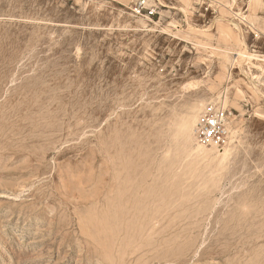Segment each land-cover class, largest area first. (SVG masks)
Instances as JSON below:
<instances>
[{
    "label": "rangeland",
    "instance_id": "374dc122",
    "mask_svg": "<svg viewBox=\"0 0 264 264\" xmlns=\"http://www.w3.org/2000/svg\"><path fill=\"white\" fill-rule=\"evenodd\" d=\"M135 2L0 0V264H264V0Z\"/></svg>",
    "mask_w": 264,
    "mask_h": 264
},
{
    "label": "built area",
    "instance_id": "2783aa9c",
    "mask_svg": "<svg viewBox=\"0 0 264 264\" xmlns=\"http://www.w3.org/2000/svg\"><path fill=\"white\" fill-rule=\"evenodd\" d=\"M137 0L133 4L132 11L147 15L150 18L158 15L159 0ZM195 137L201 145L210 146L218 150L228 143L230 138L229 123L226 113L215 104H209L202 118L194 129Z\"/></svg>",
    "mask_w": 264,
    "mask_h": 264
},
{
    "label": "bare ground",
    "instance_id": "6f19581e",
    "mask_svg": "<svg viewBox=\"0 0 264 264\" xmlns=\"http://www.w3.org/2000/svg\"><path fill=\"white\" fill-rule=\"evenodd\" d=\"M257 1V0H256ZM252 5H250V7H251ZM254 6H255V4H254ZM252 8V7H251ZM253 9H256V8H253ZM252 10V9H251ZM156 24H158L157 22H155ZM143 26V25H142ZM224 29V28H223ZM222 29V30H223ZM224 31H225V29H224ZM193 32V31H192ZM189 33V32H188ZM195 33V32H194ZM196 34V33H195ZM200 34H209L208 32H206V33H204V32H200ZM197 35H199V34H197ZM190 36V35H189ZM195 38H197L198 40L200 39V38H198V37H196L195 36ZM252 55V54H251ZM246 57V56H245ZM244 57V58H245ZM261 61L263 60V59H260ZM197 113V112H196ZM195 119L193 120V122H191L190 120H187V121H183L182 122V131L183 132H187V131H190V133H191V135L193 136H195V133L193 132L194 130H193V126H194V124H195ZM203 148L201 147L200 148V150L199 151H201V152H203ZM221 153H223V157H227L228 155H229V149H226V150H222L221 151Z\"/></svg>",
    "mask_w": 264,
    "mask_h": 264
}]
</instances>
